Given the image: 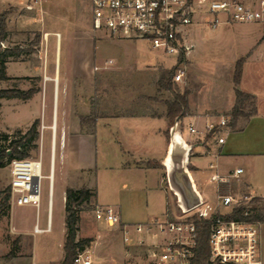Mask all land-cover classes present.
<instances>
[{"label": "crops", "instance_id": "0c3cea01", "mask_svg": "<svg viewBox=\"0 0 264 264\" xmlns=\"http://www.w3.org/2000/svg\"><path fill=\"white\" fill-rule=\"evenodd\" d=\"M86 1L0 0V15L9 12L6 18L8 35L3 42L5 47L25 49L31 42L25 46L20 45L21 36L28 33L30 36L33 34L41 36L38 51L33 53L38 58L33 59L30 56L25 58L27 56L24 54L19 58L10 59L6 69L9 80L0 81V83L15 82L19 79H26L29 82L39 81L37 88L39 91L29 100L3 99L1 105L5 101H12L14 111H16V108L28 105L41 96L44 109V98L49 88L48 83L53 82L54 90L57 93L62 91L64 96L62 132L65 134V148L67 147L68 133H72L69 136L70 143H76L78 140L87 141L103 131L104 134L109 133L112 143L116 149H119V155L114 160H61L64 211L66 189L87 188L95 193L92 203L95 207L97 205L111 206L121 217V226H110L97 221L95 216L89 215L85 211L81 213L78 239L93 240L90 247L82 252L84 257H89L94 264L96 256H100L104 250H108L110 253L108 264L124 263L127 254L126 247L136 245L137 240L143 237L135 231L134 227L162 220L167 214L168 198L163 183L168 168H171L175 175H179L183 167H186L189 177L198 176L197 179H200L208 172V168L212 164L227 182L220 184L219 191L211 195L264 199V25L258 23L222 24L214 28H224L221 31L220 46L227 53L230 61L228 68L230 69L231 82L211 106L192 105L190 91L189 114L180 123L172 124L166 116L165 102L172 100L173 95L169 91H166L167 95L166 92H161L160 94L163 96L155 100L154 94H146L154 77L156 83L159 80L156 66L152 71L149 70L152 72L149 76L150 79L139 83L143 88L142 93L148 95L150 99L141 95L146 100L144 102L139 100L137 107H146V112L116 114L112 109H116L117 105L123 109L129 107L127 102L123 103L117 100L109 102L103 100L95 106L92 104L91 100L96 89L94 79L91 78L92 68L95 65L98 68H105V65L101 66L98 63L96 32L80 28L77 23L81 24L85 16ZM59 22L64 25L58 24ZM222 36H225V39ZM226 36L229 39H226ZM54 37H56L55 43L52 42ZM188 38L189 32L186 38L189 44ZM64 40L70 47L72 60L69 63L70 72L63 75ZM191 53L192 49L188 53V57L191 56ZM240 60H244V64L239 89L243 93L255 97L257 113L250 118H240L229 132L223 134L222 137L226 138L225 144L218 145L217 139L211 143L204 138V126L212 118V113L229 115L234 107L236 95L233 80L236 65ZM108 62L105 64L109 68ZM111 62L113 64V61ZM11 66L20 70L19 73L9 74ZM48 68H50V73H48ZM78 79L81 80V83L78 82ZM70 86L72 87L70 88ZM10 88H18L23 91L31 89L27 87ZM1 89H9V87ZM56 113L55 110L54 118L57 127ZM94 113L97 116L95 126L81 124L79 116H92ZM36 120L43 124V130L51 128L43 123V118H32L27 127L22 128L28 131ZM189 124H193L201 132V135L185 131ZM182 125H185L184 130ZM15 127L21 128L20 126ZM54 165L55 182L56 163ZM95 168L99 170L100 175L103 174L106 179L112 182L109 196L101 197L100 191H96L91 185L90 175ZM237 170H241V173L237 177L232 176ZM70 176H74L73 178L78 180V185H72ZM223 185L228 187H222ZM12 205L8 218L10 235L15 239L20 238L21 248L17 257L8 264H61L65 256V219L63 223L64 237L58 244V250H55L49 239L39 238L45 233H34L36 224L26 228L22 227L21 222L13 219ZM40 210L41 207L37 210L38 216ZM124 226H127L132 238L130 245H126L124 242ZM144 238L151 242L150 236H144ZM121 240L125 244H123L124 247L119 245ZM260 240L264 262V222H261ZM37 241H42L44 250L39 247ZM39 249L45 253L40 254Z\"/></svg>", "mask_w": 264, "mask_h": 264}, {"label": "rangeland", "instance_id": "374dc122", "mask_svg": "<svg viewBox=\"0 0 264 264\" xmlns=\"http://www.w3.org/2000/svg\"><path fill=\"white\" fill-rule=\"evenodd\" d=\"M86 13L80 24V28L85 30H93L92 19L90 13L89 1H86ZM58 24L64 25V23L59 22ZM57 25V24H56ZM58 27V25H57ZM51 29V28H47ZM224 28L212 29L206 27L202 23L195 24L188 28L189 32V44L192 47L191 56L188 57V51L182 52L179 56L169 55L162 50L154 49L151 44L147 41H131V40H120L111 38L105 35L103 32H96V54L98 63L105 68H98L96 65L92 68V80L95 82V93L92 97V104L99 105L101 101L106 102L120 101L128 104L127 109H123L120 106H116V109H112L116 114L123 113H144L147 108L144 106L137 107L139 100L146 99L142 96L148 97L149 94H154L153 98L159 99L161 92H166L165 90H159L158 82L154 77L153 81L150 83L151 86L146 90H151L146 93L147 96L142 93L143 88L142 83L144 80L150 79V75L153 67H157L158 79L161 70H171L176 68L175 74L179 71L183 72V81L181 83H175L181 92L185 89L191 91V104L198 107L211 106L213 102L218 100L219 94L223 93V89L228 87V83L231 82V77H229L230 66L229 58L227 53L223 51L220 46L221 43V31ZM223 38L225 36H222ZM36 35L26 34L21 36L19 43L22 46L27 44L33 46ZM225 39V38H224ZM226 39H229L226 36ZM56 37L52 38V42L55 43ZM131 41V42H129ZM2 48L5 46L3 43ZM29 47H26L27 49ZM33 59L38 57L34 56L33 53L26 54ZM182 60L181 62L179 60ZM72 60V54L70 47L64 40L63 51H62V74H67L70 72L69 63ZM113 61L110 67H106L105 62ZM97 64V63H95ZM163 67V68H162ZM98 68V69H97ZM168 68V69H164ZM50 68H48V73H50ZM15 66H11L9 69V74L14 72L19 73ZM39 81L29 82L26 79H19L15 82H1L0 88H10V87H27L31 89H37L39 86ZM81 83V80L78 79ZM49 88L47 95L45 96V106L43 109L42 97L39 96L34 99L28 105H21L14 111L13 102L5 101L0 106V135H9L13 139L18 131L26 132L27 129L22 127H27L32 118H43V123L47 126H53L54 123V113L56 108V116L58 117L57 122V137L55 141V146L53 145V131L51 128L43 130V124L39 121L37 130L39 132V138L31 143L30 153L32 159H42L43 162V174L47 176L50 171L51 161L54 160L56 163V179L53 184V204H52V232L40 235L39 238L49 239L55 250H58V244L60 240L64 237V219L65 211L62 202V174H61V160H114L118 156L119 149H116L114 143H112L109 133L104 134L101 131L96 136L91 139L78 140L76 143H70L69 136L72 133H68L67 147L65 148V134L62 132V121H63V106H64V96L62 91L57 93L54 90V83H48ZM156 85V87H155ZM72 86H70L71 88ZM148 88V89H147ZM156 88V91H155ZM146 92V91H145ZM168 93L166 92V95ZM142 95V96H141ZM142 99H141V98ZM104 101V102H105ZM212 118L210 123L217 124L223 117L231 118L229 115H221L219 113H212ZM56 117V119H57ZM15 126H20L17 128ZM204 126V123H203ZM201 125V127H203ZM185 125H182L184 130ZM205 127V126H204ZM232 128V127H231ZM129 130V129H128ZM188 130V125L185 131ZM189 131V130H188ZM187 131V132H188ZM189 133V132H188ZM220 133L216 135H207L204 138L209 142H214ZM43 139V146H42ZM9 141L0 140V148L8 147ZM55 166V165H54ZM70 176L72 185H78V180ZM198 178L195 177L194 180ZM11 182V170L7 161L4 162V166L0 167V202L4 197L7 190L10 189ZM90 183L95 188L96 191H100L101 197L109 196L111 191L112 182L106 179L103 174L100 175L98 169H93L90 175ZM166 182L163 183V188L165 190ZM222 187H228L223 185ZM166 192V190H165ZM167 194V193H166ZM223 194V193H222ZM212 205L216 206L217 195L213 194L210 196ZM145 199V197H144ZM145 202V200H144ZM169 202V200H168ZM48 203H49V180L44 178L42 180L41 189V210L39 216L37 215V210L31 206H18L16 204L12 205V215L13 219L19 221L23 224L22 227L30 228L32 225L39 224L41 228H47L48 224ZM173 203H169V208ZM94 204L85 205L83 210L89 215L94 216ZM227 209H222V212H226ZM6 209L0 208V264H8L10 261L6 260L5 257L9 254L15 237L10 235V229L8 225V217L4 214ZM8 212V211H7ZM102 223V222H101ZM147 240V239H146ZM119 243L123 246L124 242ZM39 247L43 248L44 245L42 241H37ZM36 242V243H37ZM131 244V243H130ZM126 244V245H130ZM152 243L146 241L145 244L131 245L126 247L127 254L126 259L123 264H155L151 259V250L153 249ZM125 245V244H124ZM124 247V246H123ZM44 250V248H43ZM39 249L40 254H44L45 251ZM103 251V250H102ZM109 251H103V254L96 256L94 264H108L110 259Z\"/></svg>", "mask_w": 264, "mask_h": 264}, {"label": "built area", "instance_id": "2783aa9c", "mask_svg": "<svg viewBox=\"0 0 264 264\" xmlns=\"http://www.w3.org/2000/svg\"><path fill=\"white\" fill-rule=\"evenodd\" d=\"M92 27L94 32L131 41H147L156 50L179 56L192 49L187 45L188 28L202 23L212 29L222 24H263L264 0H89ZM109 61L107 65H111ZM183 72L175 74L173 81L181 83ZM56 110V108H55ZM55 115V113H54ZM55 118L53 126V145L56 136ZM231 118L223 117L217 124L207 122L204 135H216L218 145H223L222 137L231 130ZM191 134L200 136L201 132L188 125ZM11 170L10 200L18 206L41 207L42 180H49L48 224L42 229L35 225L34 233H49L52 230V199L54 184V160L51 161L47 176L43 174L42 159H15L9 164ZM188 170V169H187ZM168 173V172H167ZM189 173V171H188ZM241 170L232 176L237 177ZM192 186L199 200L189 209L182 205L179 194L172 188L166 175L165 190L168 210L164 219L147 224L136 225L135 231L143 236L137 240L139 245L146 243L144 236H150L151 259L155 264H192L194 249L197 246L196 220H209V259L208 264H264L261 250V222L228 218L236 207H246L243 216L254 214L252 197L236 198L231 195H217L216 206L212 205L210 195L219 191V185L227 180L220 176L214 165L200 179L190 176ZM169 203H173L169 208ZM222 209H227L222 212ZM97 221L110 226H121L120 214L111 206L97 205L94 209ZM124 242L130 244L132 238L127 226L123 227ZM75 264H93L89 257L79 253Z\"/></svg>", "mask_w": 264, "mask_h": 264}, {"label": "trees", "instance_id": "16d2710c", "mask_svg": "<svg viewBox=\"0 0 264 264\" xmlns=\"http://www.w3.org/2000/svg\"><path fill=\"white\" fill-rule=\"evenodd\" d=\"M9 12H4L0 15V81L9 80L6 69L7 63L10 59H16L24 54L36 53L38 51L41 36L36 34L33 46H29L27 49L21 48H8L3 47L2 44L6 40L8 35L7 30V15ZM182 61L181 59L179 60ZM244 60H240L235 69L234 74V86L236 102L232 108L229 116L231 117V126H234L240 118H250L257 113L255 97L246 93H243L239 86L242 80ZM176 68L171 70H161L158 80L159 90L169 91L173 98L172 100L166 101L167 114L166 116L172 124L180 123L183 118L189 114V101L190 95L189 90L185 89L183 92L180 91L179 87L174 83L173 78L175 76ZM38 89H30L23 91L18 88H9L0 90V105L3 99H21L29 100ZM158 100L157 98H154ZM248 109V111H246ZM81 124L95 126L96 124V113L92 116H79ZM39 120H36L27 132L18 131L16 136L11 139L9 135H0V140L9 141L8 147L0 148V167L4 166V162L7 161L10 164L15 159H29L32 157L31 143L39 138V132L37 127ZM95 193L87 188L79 190L73 188L66 189V204H65V227H66V238L64 243V259L61 264H75V260L79 253L84 252L92 243V239H78L79 223L81 221V213L84 211L83 207L93 203V197ZM252 205H255L254 214L246 218L243 213L246 207H236L233 213L228 218L244 219L249 221L264 222V199L254 198L251 201ZM6 209L5 216L9 218L11 209L10 204V189L7 190L4 197L1 199L0 208ZM8 211V212H7ZM197 228V246L194 249V257L192 264H208L209 259V220H196ZM20 238H16L12 244V248L5 257L6 260L11 261L17 257L20 251Z\"/></svg>", "mask_w": 264, "mask_h": 264}, {"label": "water", "instance_id": "95a60500", "mask_svg": "<svg viewBox=\"0 0 264 264\" xmlns=\"http://www.w3.org/2000/svg\"><path fill=\"white\" fill-rule=\"evenodd\" d=\"M167 175L172 188L179 194L185 209H189L192 203L199 200V196L192 186V181L186 167H183L179 175H175L171 171V168H168Z\"/></svg>", "mask_w": 264, "mask_h": 264}, {"label": "bare ground", "instance_id": "6f19581e", "mask_svg": "<svg viewBox=\"0 0 264 264\" xmlns=\"http://www.w3.org/2000/svg\"><path fill=\"white\" fill-rule=\"evenodd\" d=\"M53 129L55 130V136L57 137V127H56V125L53 127Z\"/></svg>", "mask_w": 264, "mask_h": 264}]
</instances>
